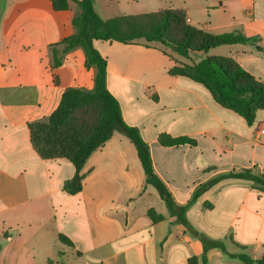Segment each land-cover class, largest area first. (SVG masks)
<instances>
[{
    "label": "crops",
    "instance_id": "1",
    "mask_svg": "<svg viewBox=\"0 0 264 264\" xmlns=\"http://www.w3.org/2000/svg\"><path fill=\"white\" fill-rule=\"evenodd\" d=\"M201 4L197 22L195 13L179 9L189 25L211 34L242 33L263 48L221 46L208 56L232 58L264 82V1ZM74 17L69 10L55 12L49 0H0V264H189L194 257L203 264L204 247L192 230L222 240L229 254L245 247L253 258L262 257L264 193L251 182L224 177L243 170L264 174V111L248 124L203 85L170 75L188 61L173 60L155 44L94 43L108 62L109 92L124 121L149 144L156 174L176 203L187 206V224L171 216L147 185L136 146L119 132L85 162L81 192H66L74 163L42 158L29 125L47 121L67 89L94 88L96 71L86 67L82 49L53 66L52 46L76 32ZM163 133L196 144L164 147L158 141ZM215 179L221 181L194 198ZM216 195L219 203L212 202ZM152 209L164 219L153 222ZM217 210L223 216L214 227H221L219 233L206 226ZM207 256V264H243L218 249Z\"/></svg>",
    "mask_w": 264,
    "mask_h": 264
},
{
    "label": "trees",
    "instance_id": "2",
    "mask_svg": "<svg viewBox=\"0 0 264 264\" xmlns=\"http://www.w3.org/2000/svg\"><path fill=\"white\" fill-rule=\"evenodd\" d=\"M49 1L55 12L68 11L72 2L80 10L73 19L76 32L53 46V66L60 67L65 55L80 48L86 57V67L94 68L96 74L92 90L67 89L58 108L47 121L29 125L31 142L36 151L44 159L65 158L74 163L76 174L65 183L64 188L67 193L76 195L82 190L84 176L80 173L85 162L97 149L108 142L115 132H119L136 146L147 185L158 192L171 216L187 224L183 216L187 206L182 207L176 203L166 184L156 174L149 144L138 128L124 121L119 101L109 92L108 62L96 49L94 43L101 41L134 44L143 40L148 45L159 43L170 48L183 59L191 60L194 56H205L201 61L191 65L178 63L169 74L186 77L203 85L222 108L233 111L243 117L248 124H252L257 112L264 111V82L257 81L232 58L212 57L208 56V53L221 46L238 44L256 46V39L248 38L242 33L211 34L197 29L188 24L186 13L179 9H164L154 13L103 19L96 11V0ZM57 47L62 49L58 50ZM256 48L263 50L259 46ZM162 51L166 54L163 49ZM158 141L164 147L196 144L190 138L172 137L165 133L159 135ZM224 179L251 182L260 193H264L262 173L243 170ZM220 181L221 179H215L200 187L194 198H199ZM149 216L153 222L164 219L153 209L149 211ZM192 234L203 244V264L208 263L207 253L211 249H218L229 258L237 259L243 264H264V255L255 259L244 252L245 247H241L243 251L240 253L229 254L222 240H211L195 230H192ZM59 240L72 246L63 235L59 236ZM189 264H199V260L196 257L191 258Z\"/></svg>",
    "mask_w": 264,
    "mask_h": 264
},
{
    "label": "rangeland",
    "instance_id": "3",
    "mask_svg": "<svg viewBox=\"0 0 264 264\" xmlns=\"http://www.w3.org/2000/svg\"><path fill=\"white\" fill-rule=\"evenodd\" d=\"M203 0H96V10L101 15L102 18L110 19L122 15H140L146 13H154L164 9H185L188 8L189 12L195 13L194 22L202 20L201 17H198L197 14L201 13L203 10V5L201 4ZM69 11L74 16L78 15L80 10L75 3L70 4ZM197 24V23H196ZM143 41V40H140ZM56 45V44H55ZM161 49H163L168 56L173 60L175 57H179L175 54L170 48L162 46L159 43H156ZM54 46V45H53ZM52 46V49H53ZM58 50H61L62 47H57ZM181 59V57H179ZM200 57L192 58L187 60L186 64L191 65L199 60ZM183 59V58H182ZM183 60V61H184ZM185 62V61H184ZM221 199L220 195L212 196L213 203H219ZM217 221L222 222L223 216L217 210L215 211L210 218L206 221V226L216 233L221 231V227L214 228L217 225Z\"/></svg>",
    "mask_w": 264,
    "mask_h": 264
},
{
    "label": "built area",
    "instance_id": "4",
    "mask_svg": "<svg viewBox=\"0 0 264 264\" xmlns=\"http://www.w3.org/2000/svg\"><path fill=\"white\" fill-rule=\"evenodd\" d=\"M262 133H264V131H262Z\"/></svg>",
    "mask_w": 264,
    "mask_h": 264
}]
</instances>
